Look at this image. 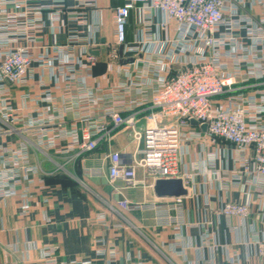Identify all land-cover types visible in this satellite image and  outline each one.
Masks as SVG:
<instances>
[{"label": "crops", "instance_id": "crops-1", "mask_svg": "<svg viewBox=\"0 0 264 264\" xmlns=\"http://www.w3.org/2000/svg\"><path fill=\"white\" fill-rule=\"evenodd\" d=\"M125 2L96 0L94 6L83 7L78 6L77 0H67L69 9L61 13L55 30L49 17L52 10L48 7L43 12L46 46L30 44L35 55L51 56L55 54L54 46L61 47L74 53L82 65L78 63L76 67L75 80L56 81L51 71L35 63L34 77L27 84L10 85L12 104L26 116L25 120L48 117L45 107L52 102L41 98L48 91L58 107L51 113L58 116L62 128L80 130L81 119L90 118L104 122L110 134H94L100 138L97 148L80 153L79 146L70 139L45 151L25 132L30 141L29 161L39 167V174L34 175L27 192L23 190L27 184L24 182L17 195L0 196V264H47L44 248H54L57 264L87 259L93 264H233V258L236 264L262 263L256 242L264 231V181H257L241 166L232 144L222 140L209 143L203 135L184 141L182 170L193 176L185 181L188 194L183 196L179 208H169L173 197L155 194V181L151 179L134 188L126 187L122 180L110 183L109 154L120 151L130 160L142 157L143 143L137 144L130 128L113 127L106 113L111 109L124 116L134 113L136 126L145 128L152 111L151 98L158 89L157 68L161 60L153 53L125 52L117 43L114 12ZM250 2L246 10L258 18L263 10ZM44 3L49 4H33ZM83 11L86 16L81 22L76 13ZM160 21L161 15L155 14L156 36L175 38V23L162 29ZM239 32L248 43L245 31ZM141 36L133 11L127 25V41L132 43ZM89 57L94 58L93 63ZM136 58L141 61L136 62ZM256 69L258 74L260 67ZM82 76L84 83L79 79ZM246 84H253L244 91L247 94L259 97L264 90V78L251 77ZM25 94L28 98L23 97ZM4 125L14 127L11 123ZM19 139L17 132L8 136V146L18 148ZM212 154L216 159L211 160ZM96 170L101 174H89ZM137 177H145L142 168L137 169ZM123 196L146 202V206L112 213L111 204L117 205ZM25 201L30 207L23 215L21 207ZM228 201H250L247 219L223 214L221 209ZM111 248L117 251L114 259L97 252Z\"/></svg>", "mask_w": 264, "mask_h": 264}, {"label": "built area", "instance_id": "built-area-1", "mask_svg": "<svg viewBox=\"0 0 264 264\" xmlns=\"http://www.w3.org/2000/svg\"><path fill=\"white\" fill-rule=\"evenodd\" d=\"M45 1L49 4H33ZM251 1L263 10L258 18L247 12L248 0H126L115 9L116 41L123 46L124 51L134 55L153 53L161 60L157 68L158 89L151 98L152 111L147 117L145 128L136 126L134 113L124 116L114 109L106 113L113 127L130 128L137 144L143 143L140 149L142 157H132L130 160L120 151L109 154L110 183L122 180L126 187L134 188L146 184L148 179L182 178L186 187L185 181L193 173L182 170L184 141L202 135L232 144L241 166L253 174L257 181H264V90L260 91L259 97L244 92L253 86L246 84L248 79L264 78V0ZM66 3L67 0H4L5 8L0 7L6 13L5 17H0V47H5L0 50V121L3 123H8L13 112V108L7 107L8 101L12 99L10 85L27 84L34 77L35 63L51 71L56 81L77 78L76 67L82 63L74 53L54 46L55 54L39 57L30 45L46 46L42 35L45 27L43 12L48 7L52 10L49 17L55 30L59 27L56 22L61 13L69 9ZM77 3L78 6L92 7L96 0H77ZM6 6H12L14 10ZM133 11L142 36L129 43L127 25ZM76 14L80 16L81 22L85 21V11ZM155 14L161 15L162 29H169L175 23L178 31L175 38L161 39L156 36L153 22ZM241 30L245 31L248 43L240 34ZM19 41L25 44L14 46ZM114 56L119 57L118 53ZM88 59L93 63V57ZM136 59V62L141 61V58ZM258 66L260 71L257 74ZM79 79L81 83L85 82L84 76ZM45 94L41 98L52 102L45 107L44 113L49 114L48 117H30L26 121L25 128L32 129L35 145L46 151L59 147L62 140L70 139L83 153L97 148L100 138H95L94 134L109 136L110 130L104 122L99 123L90 118L81 119L83 125L80 130L62 128L61 123L57 122L58 116L51 113V109H58L54 105V98L48 91ZM28 96L23 95L25 98ZM193 120L198 123L194 128ZM203 125H206L205 130ZM186 128L189 131L186 132ZM10 131L0 125V133ZM25 138L19 142L18 148L8 147L6 160L0 154L2 197L17 195L24 182L27 184L23 190L27 192L34 175L39 174V167L30 164V141ZM210 157L211 160L216 159L214 154ZM138 168L144 170L143 179L137 177ZM89 174L96 176L101 172L96 170ZM118 202L125 211L140 210L146 206V202L132 201L126 196ZM182 202L183 196L173 197L168 206L170 209L179 208ZM29 207L25 201L21 213L27 214ZM221 211L227 217L247 219L250 201H228ZM256 245L262 259L260 264H264V231ZM54 251V248H44L47 264L58 263L53 256ZM108 251L97 250L99 255L108 254L114 259L116 249ZM231 262L236 264L234 258ZM61 264H93V261L71 260Z\"/></svg>", "mask_w": 264, "mask_h": 264}, {"label": "rangeland", "instance_id": "rangeland-1", "mask_svg": "<svg viewBox=\"0 0 264 264\" xmlns=\"http://www.w3.org/2000/svg\"><path fill=\"white\" fill-rule=\"evenodd\" d=\"M0 7H2V8H5V4H4V0H0ZM10 7H12V6H10ZM10 7H7L6 6V8L7 9H9V10H14V8H10ZM5 11H2L1 9H0V17H5ZM1 19V18H0ZM1 21V20H0ZM2 22H0V24H1ZM1 31V30H0ZM24 45V42L23 41H19L18 43H15L14 44V46H23ZM2 49H5V47H0V50H2ZM1 63V62H0ZM12 85V84H11ZM12 96V95H11ZM12 99H13V97H12ZM12 99H10L9 101H8V103H9V105H7V107L8 108H13V112H12V117L9 119V121H8V123H11L12 125H14V127L13 126H8L7 128L5 127V125H4V123L2 122V121H0V125L2 126V127H4V130H11L10 132H8V133H0V144L2 145V147H0V154L4 157L3 158V160H6L7 159V157H8V136H10V135H12V134H15V132H17V133H19L20 134V139H19V142H21V141H23L24 140V138H25V132H27V135H29L30 134V136H32V137H34V135L33 134H31V133H29V132H31V130L30 129H25V130H22V128L23 127H26L27 126V123H26V121L29 119H24L26 116L25 115H22V113H20L21 111H20V109H19V111H17L18 109H16L15 107H14V105L12 104ZM5 102V101H4ZM1 103V102H0ZM3 105H5V104H3ZM2 106V104L0 105V107ZM15 109V110H14ZM35 118L36 119H38L39 117H36L35 116ZM14 123V124H13ZM198 124V123H197ZM197 124H195V125H197ZM17 125H21L20 127H16ZM16 127V128H15ZM9 128V129H8ZM33 129H35V128H33ZM37 129H38V127H37ZM36 130V129H35ZM3 131V130H2ZM37 131V130H36ZM204 137H205V141H207V142H209V143H218L219 141H221L222 139H219V138H217V139H215V141H214V139L212 138V137H210V136H207V135H203ZM25 140H26V138H25ZM28 140V139H27ZM29 141V140H28ZM222 141H224V140H222ZM52 149V148H51ZM51 149H48V150H51ZM48 150H46V151H48ZM0 155V156H1ZM1 158V157H0ZM1 160V159H0ZM2 166H4V165H2ZM184 181V180H183ZM1 195V194H0ZM2 197V196H1ZM119 203V202H118ZM117 203V205L116 204H111V206L113 207V208H111V211H112V213H115V214H119L120 212L122 213V211H125V210H123V209H121L120 207H119V204Z\"/></svg>", "mask_w": 264, "mask_h": 264}, {"label": "water", "instance_id": "water-1", "mask_svg": "<svg viewBox=\"0 0 264 264\" xmlns=\"http://www.w3.org/2000/svg\"><path fill=\"white\" fill-rule=\"evenodd\" d=\"M192 123L197 124V121L193 120ZM202 128L205 130L206 125ZM154 191L159 197H178L188 194L182 178L157 179L154 183Z\"/></svg>", "mask_w": 264, "mask_h": 264}]
</instances>
